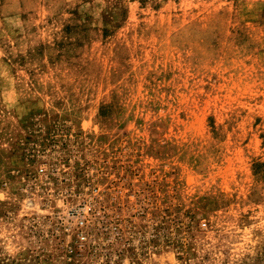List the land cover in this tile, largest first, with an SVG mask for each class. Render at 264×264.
<instances>
[{
	"label": "rangeland",
	"instance_id": "obj_1",
	"mask_svg": "<svg viewBox=\"0 0 264 264\" xmlns=\"http://www.w3.org/2000/svg\"><path fill=\"white\" fill-rule=\"evenodd\" d=\"M0 264H264V0H0Z\"/></svg>",
	"mask_w": 264,
	"mask_h": 264
},
{
	"label": "built area",
	"instance_id": "obj_2",
	"mask_svg": "<svg viewBox=\"0 0 264 264\" xmlns=\"http://www.w3.org/2000/svg\"><path fill=\"white\" fill-rule=\"evenodd\" d=\"M70 218L75 219V225L78 228L76 237L78 239L79 245H82L87 239V232L85 230V217L81 215L79 211L75 210L71 212Z\"/></svg>",
	"mask_w": 264,
	"mask_h": 264
}]
</instances>
